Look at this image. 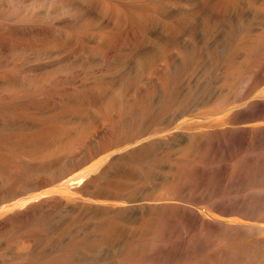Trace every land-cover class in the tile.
Listing matches in <instances>:
<instances>
[{"label": "bare ground", "instance_id": "obj_1", "mask_svg": "<svg viewBox=\"0 0 264 264\" xmlns=\"http://www.w3.org/2000/svg\"><path fill=\"white\" fill-rule=\"evenodd\" d=\"M243 261L264 0H0V264Z\"/></svg>", "mask_w": 264, "mask_h": 264}, {"label": "rangeland", "instance_id": "obj_2", "mask_svg": "<svg viewBox=\"0 0 264 264\" xmlns=\"http://www.w3.org/2000/svg\"><path fill=\"white\" fill-rule=\"evenodd\" d=\"M229 191H230V192H233L232 189H230ZM242 192H244V190H242ZM242 264H245V261H243Z\"/></svg>", "mask_w": 264, "mask_h": 264}]
</instances>
